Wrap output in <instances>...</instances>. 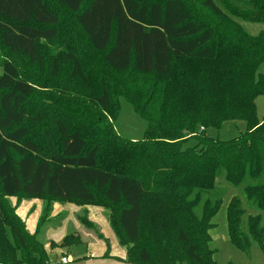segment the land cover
<instances>
[{"label": "trees", "instance_id": "16d2710c", "mask_svg": "<svg viewBox=\"0 0 264 264\" xmlns=\"http://www.w3.org/2000/svg\"><path fill=\"white\" fill-rule=\"evenodd\" d=\"M54 1L75 14L85 41L86 54L64 55L70 78L86 85V71L94 72L100 92L82 97L77 119L55 121L59 142L44 130L39 153L26 123L39 124L47 113H29L33 86L13 63L1 65L2 196L97 206L101 195L114 207L117 240L131 245L130 264H216L210 231L231 186L256 213L230 199V242L244 253L255 242L264 252V120L255 108L264 96V75L257 74L264 33L251 35L240 24L264 23V0ZM59 20L46 0H0L1 46L38 63L40 42L60 35ZM51 67L58 77L57 57ZM118 98L145 121L142 140H123L113 129ZM228 121L243 122L245 132L229 143L207 137V129ZM3 207L0 264H45L44 245L15 217L2 221Z\"/></svg>", "mask_w": 264, "mask_h": 264}, {"label": "rangeland", "instance_id": "374dc122", "mask_svg": "<svg viewBox=\"0 0 264 264\" xmlns=\"http://www.w3.org/2000/svg\"><path fill=\"white\" fill-rule=\"evenodd\" d=\"M46 2L59 14L60 35L53 42H40L41 59L38 63H30L25 56L5 50L0 42V67L5 61L13 63L21 77L33 86V96L27 103L29 113L34 114L38 110L47 113V117L39 124L26 123L30 131L28 139L37 144L39 153L44 151L43 131L48 130L53 141L59 142L60 139L54 129L55 121L59 118L68 121L71 116L77 119L74 111L83 108L82 97L96 96L100 92L99 84L95 80L98 76L96 73L86 71L89 77V83L86 85L69 76L71 64L64 60V55L86 54V51H83L84 37L73 24L75 14L65 11L54 0ZM89 2L90 0H83L82 4L85 7ZM240 24L251 35L264 33V23L240 22ZM54 57L61 61V72L58 77L51 74V60ZM257 74L264 75V63L259 66ZM63 91L70 94V102L66 101L68 98L65 97L68 96L63 94ZM116 103L118 114L113 129L117 135L131 142L142 140L147 129L145 121L132 110L125 99L118 98ZM255 108L258 119L264 120V96L255 99ZM67 111L71 112L70 116L65 115ZM244 132L243 122L228 121L219 129H207L206 135L222 143H229ZM188 144L193 145V141ZM32 157L40 158L39 155ZM225 190L223 205L214 217L212 221L214 228L210 231V248L214 250L215 263L264 264V252L257 243L252 242L249 251L244 253L230 242L225 221L226 207L230 199L237 196L247 215H255L256 211L247 205L240 189L225 186ZM0 204L6 206L3 207L2 221L11 216L15 217L23 223L25 231L35 235L44 245L48 257L45 264L57 263L62 257H69L71 264H130L125 259V253L131 245H122L117 240L118 237L110 224V218L115 215L114 207H111L101 195L96 206L72 204L47 197L24 198L21 195L3 197L0 193ZM67 235H74L78 241L65 244L64 238ZM107 248L108 255L104 258Z\"/></svg>", "mask_w": 264, "mask_h": 264}, {"label": "built area", "instance_id": "2783aa9c", "mask_svg": "<svg viewBox=\"0 0 264 264\" xmlns=\"http://www.w3.org/2000/svg\"><path fill=\"white\" fill-rule=\"evenodd\" d=\"M72 261L70 260L69 257H62L58 260L57 263H50V264H71Z\"/></svg>", "mask_w": 264, "mask_h": 264}, {"label": "crops", "instance_id": "0c3cea01", "mask_svg": "<svg viewBox=\"0 0 264 264\" xmlns=\"http://www.w3.org/2000/svg\"><path fill=\"white\" fill-rule=\"evenodd\" d=\"M23 214H25L24 212H23ZM101 215V214H100ZM91 220V219H90ZM92 222H94V220H91ZM95 223V222H94ZM31 228H33V226L31 227Z\"/></svg>", "mask_w": 264, "mask_h": 264}]
</instances>
